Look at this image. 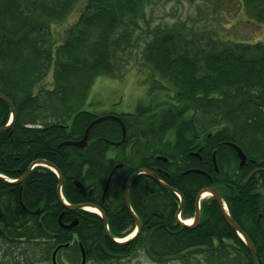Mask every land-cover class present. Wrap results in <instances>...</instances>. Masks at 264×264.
I'll return each mask as SVG.
<instances>
[{"label":"trees","instance_id":"1","mask_svg":"<svg viewBox=\"0 0 264 264\" xmlns=\"http://www.w3.org/2000/svg\"><path fill=\"white\" fill-rule=\"evenodd\" d=\"M150 1L86 0L59 42L52 25L67 20L80 0H0V93L15 112L14 121L0 131V174L20 180L32 164L47 161L64 178L67 202L99 207L115 238L135 227L124 199L126 184L138 170L155 172L182 195L184 218L194 215L201 190L218 186L231 217L264 264V196L257 193L264 187V172L243 183L252 170L264 168V42L217 35L204 43L176 26L153 28L142 37ZM226 1L264 24V0ZM139 40L144 43L139 72L149 84V96L162 90L168 95L135 113H111L127 129L126 141L111 155L114 147L104 139H122V128L113 120L95 125L84 148L62 145L81 140L98 118L84 110L97 78L123 76ZM49 75L51 87L44 86ZM11 115L0 98V128ZM231 143L246 154L245 166H239ZM120 162L124 168L115 169ZM194 169L202 173H185ZM75 181L86 188L85 196ZM58 183V176L43 166L31 170L23 182L0 179V246H7L8 254L19 248L25 264H52L60 245L59 264H79L82 247L88 260L99 264L141 251L159 264L175 259L185 264L191 259L253 264L247 245L213 199L203 203L197 226H181L175 217L178 197L148 175H139L129 196L143 230L120 244L102 239L106 229L101 216L67 208L59 200ZM61 216L63 224L77 221L76 226L64 228Z\"/></svg>","mask_w":264,"mask_h":264},{"label":"rangeland","instance_id":"2","mask_svg":"<svg viewBox=\"0 0 264 264\" xmlns=\"http://www.w3.org/2000/svg\"><path fill=\"white\" fill-rule=\"evenodd\" d=\"M86 0H80L76 10L67 20L52 25L53 37L56 41H63L66 31L76 22ZM147 20L142 23L139 31L146 37L153 28L181 29V33H189L190 39H201L208 42V38L220 37L221 39L250 40L264 42V24L251 19L244 10H237L236 4L226 0H151L146 9ZM143 31V32H141ZM191 35V36H190ZM197 35V36H194ZM217 39V38H216ZM139 50L134 57L127 59L128 63L123 76H110L101 74L89 96L84 110L103 116L107 113L125 114L135 113L139 106H147L150 102L155 105L157 101L167 96L165 90L154 92L149 96V84L146 77L141 75V62L144 43L139 40ZM136 59V61H135ZM135 62H138L135 63ZM137 64V65H136ZM137 67H136V66ZM52 75H49L44 86L51 87ZM157 86V85H156ZM109 155L117 149L112 148ZM7 246H0V264H25V259L20 255L19 248H14L13 254H8ZM64 253L62 252L61 255ZM190 264H208L205 261L189 260ZM87 264H99L89 260ZM108 264H159L153 262L143 252ZM164 264H185L181 260H171ZM225 264H230L225 262ZM232 264V263H231Z\"/></svg>","mask_w":264,"mask_h":264},{"label":"water","instance_id":"3","mask_svg":"<svg viewBox=\"0 0 264 264\" xmlns=\"http://www.w3.org/2000/svg\"><path fill=\"white\" fill-rule=\"evenodd\" d=\"M0 98L4 99L6 101V103L9 105V107L11 108L12 110V119L14 120V117H15V112H14V106L12 104V102L6 97L4 96L3 94L0 93ZM105 120H115L117 121L121 127H122V132H123V138H122V141L120 142H112V141H108V144L112 145V146H120L124 141H125V138H126V128H125V125L124 123L122 122L121 118L120 117H116V116H112V115H109V116H104V117H101V118H98L96 120H94L86 129L85 131V134H84V137L82 140H79V141H66L64 142L62 145H71V146H76V147H80V148H83L87 145V140H88V136H89V133L91 131V129L105 121ZM8 127V126H7ZM7 127H4V128H0V131L2 130H5ZM230 146H232L236 151H237V154H238V157L240 159V163H239V166L240 167H243L245 164H246V161H247V156L246 154L243 152V150L238 147L237 145L235 144H230ZM194 156H197L199 157V154H192ZM163 159L164 161H166L167 159L166 158H161ZM39 163L41 164H44L52 169H55L58 174H59V185H58V197L60 199V201H62V195H61V188H62V183H63V177L61 175V173L53 166L51 165L50 163H48L47 161L45 160H40ZM259 171H263L264 172V169L263 168H258V169H255L253 170L244 180V182H247L251 179V177L259 172ZM146 174H148L150 177H152L155 181H157L160 185H162L164 188H167V189H170V190H174L173 188L169 187L168 185H166L163 181H161L154 173L148 171V170H145L144 171ZM191 172H198L200 173L199 170H191ZM138 175V173H135L128 181L127 183V186H126V205L128 208H130L129 206V188H130V184L131 182L136 178V176ZM1 179H3L1 176H0ZM75 185L77 187V189L83 194L85 195L86 194V190H85V187L83 186V184L80 182V181H76L75 182ZM210 192L212 193L214 199L216 200L221 212H222V215L224 217V219L226 220V222L235 230L238 232V234L240 235V237L245 241V243L247 244V247H248V250L250 252V255H251V258L253 260V263L254 264H259L258 262V259H257V253L255 251V248L253 246V243L252 241L250 240V238L239 228V226L237 225V223L231 218V216L225 211L224 209V206H223V201L219 195V193L214 189V188H208V189H205L204 191H202L201 193L203 192ZM260 194L264 195V188L263 189H260L258 191ZM200 195H198L197 197V202H199V198H200ZM63 202V201H62ZM86 206H89V205H86ZM67 208L69 209H81V208H84L85 206L84 205H78V206H66ZM179 211H181V208L179 209ZM178 211V213H179ZM103 214V213H102ZM103 220H104V224L105 226H107V219H106V216L103 214ZM199 220V210H197V213H196V217H195V223H197ZM135 221L137 223V226H138V229L140 230L141 229V223L139 221V219L137 217H135ZM181 225L182 223L179 222ZM77 224V222H73L72 224H70L69 226H65L67 229H72L75 225ZM107 236L116 241L112 236L109 235V233L107 232L106 233ZM59 247L55 250V252L53 253V263L54 264H57L56 263V253L58 251ZM86 263V255H85V252H83V255H82V262L81 264H85Z\"/></svg>","mask_w":264,"mask_h":264},{"label":"flooded vegetation","instance_id":"4","mask_svg":"<svg viewBox=\"0 0 264 264\" xmlns=\"http://www.w3.org/2000/svg\"><path fill=\"white\" fill-rule=\"evenodd\" d=\"M124 162H120L118 165H116L115 166V169H122V168H124ZM143 170V169H142ZM113 173H114V171H113ZM113 173H111V175H113ZM142 175V174H141ZM127 185V184H126ZM109 187V186H108ZM218 187V186H217ZM215 185H213V186H210V187H207V188H215L216 190H217V192L220 194V196H221V198H223L222 197V195H221V193H220V189H219V187L217 188ZM130 188H131V186H130ZM130 188H129V193H130ZM262 188H264V187H262ZM204 189H206V188H204ZM259 189H261V188H258L257 189V191L259 190ZM202 191V190H201ZM125 194H126V187H125ZM199 195V194H198ZM129 199H130V196H129ZM224 199V198H223ZM125 200V199H124ZM226 201V200H225ZM227 202V201H226ZM130 204H131V202H130ZM181 204V205H180ZM179 204V209L181 208V214H182V212H183V210H184V207H185V205H184V202H182V203H180ZM125 205H126V203H125ZM196 207V206H195ZM126 208H127V206H126ZM133 208V207H132ZM128 210V209H127ZM178 209H177V211H176V213H175V217H177V213H178ZM196 208H195V213H194V215L196 214ZM137 215V214H136ZM183 216V215H182ZM141 219V218H140ZM143 230V227H141V230H140V232H139V234L141 233V231Z\"/></svg>","mask_w":264,"mask_h":264},{"label":"bare ground","instance_id":"5","mask_svg":"<svg viewBox=\"0 0 264 264\" xmlns=\"http://www.w3.org/2000/svg\"><path fill=\"white\" fill-rule=\"evenodd\" d=\"M210 196V193H205L204 195H203V197L204 198H207V197H209ZM66 204L68 205V206H78V205H70L68 202H67V200H66ZM80 205H83V204H80ZM87 210L88 211H90V212H92V213H94V214H100V212H99V210L97 209V208H95V207H87ZM36 213H39V210H37L36 211ZM101 215V214H100ZM106 216V215H105ZM106 218H107V216H106ZM185 223L187 224V225H191L192 224V219L191 218H189V219H186L185 220ZM134 236V234H131V236L129 237V238H132ZM127 238H124V239H118L120 242H123V241H125Z\"/></svg>","mask_w":264,"mask_h":264}]
</instances>
